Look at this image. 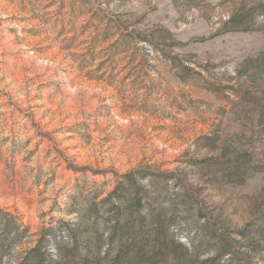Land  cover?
<instances>
[{
	"label": "rangeland",
	"instance_id": "rangeland-1",
	"mask_svg": "<svg viewBox=\"0 0 264 264\" xmlns=\"http://www.w3.org/2000/svg\"><path fill=\"white\" fill-rule=\"evenodd\" d=\"M38 244L264 264V0H0V264Z\"/></svg>",
	"mask_w": 264,
	"mask_h": 264
},
{
	"label": "trees",
	"instance_id": "trees-1",
	"mask_svg": "<svg viewBox=\"0 0 264 264\" xmlns=\"http://www.w3.org/2000/svg\"><path fill=\"white\" fill-rule=\"evenodd\" d=\"M129 176H132V174H130ZM116 233H117V228L113 230V233L111 235V240L114 239ZM162 253L164 257L169 256V251L167 249H163ZM49 263L50 261L48 260V256L44 250L43 245L38 244L27 252V254L23 257L22 262L19 264H49ZM202 264H217L216 258L208 259L204 261Z\"/></svg>",
	"mask_w": 264,
	"mask_h": 264
}]
</instances>
